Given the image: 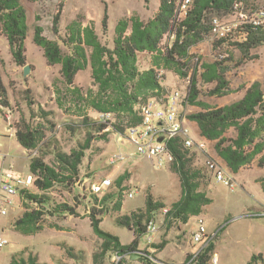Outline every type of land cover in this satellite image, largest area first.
I'll return each mask as SVG.
<instances>
[{
	"label": "trees",
	"instance_id": "16d2710c",
	"mask_svg": "<svg viewBox=\"0 0 264 264\" xmlns=\"http://www.w3.org/2000/svg\"><path fill=\"white\" fill-rule=\"evenodd\" d=\"M63 1L59 7L62 8ZM182 0H159L158 9L148 19L139 15L124 16L119 19L115 28L113 45L102 41L97 32L95 22L88 24L82 18L75 19L67 25V31L61 41L44 35V28L36 25L33 41L44 53L49 65L60 67L61 86H57L56 100L66 111H73L84 116V124L88 127L98 126L106 133L112 129L115 133H124L131 125L140 124L143 120L142 107L153 97L162 98L166 103L168 92L160 79V70L174 71L182 77L190 75L188 95L184 102L197 105L201 110L191 113L188 119L195 121L200 134L215 143V150L225 160L234 172L246 168L257 161L258 166L264 167V87L256 80L245 88L244 95L230 104L212 106L199 98V77L205 82L214 84L209 91L211 95L224 96L232 91L228 79L227 62L232 56L225 53L217 55L212 62H195L196 57L191 49L211 36L214 17H232L240 0H193L192 5L183 18L179 17ZM246 6L249 0L244 1ZM61 8L54 16V31L58 33ZM0 30L7 39L9 49L15 63L19 66L27 64L26 39L29 33L28 14L21 0H0ZM103 31H108V16L103 21ZM245 35L243 40L241 37ZM62 42V43H61ZM264 43V27L246 25L234 34L220 39H214L213 47L224 45L238 46L243 54L240 59H253L252 50ZM148 53L151 65L147 69L139 66V55ZM91 68L93 87L84 89L76 84V77L82 70ZM30 105L34 104L32 101ZM8 89L0 73V110L9 107ZM91 109L97 113H113L114 120L103 121L88 115ZM33 115V114H32ZM44 122L33 123L30 118L22 116L16 123V138L28 150L30 156V171L35 176L34 185L39 193L29 189H21L24 213L14 222V227L23 235H34L40 232L44 225L43 216L46 205L51 197L46 193L56 185L70 187L80 177L81 165L85 151L90 147L91 136L69 152L54 145V163L46 160L47 125L52 123L48 118L50 113L40 109L37 114ZM116 119V120H115ZM233 130L231 137L227 133ZM170 149L175 160L170 168L179 176L182 195L175 201L166 213L168 224L174 221L188 223L192 216H199L206 211L213 199L204 188L208 184L205 167L193 165L191 149L183 145L182 137L170 140ZM37 150V154L30 153ZM206 170V172L204 171ZM208 171V172H207ZM128 174L119 176L116 180L122 186ZM261 186L264 190V176H261ZM91 193H93L91 191ZM96 205L89 211L91 225L97 236L102 239L99 252L94 254L95 264H104V258L109 252L122 257L140 251V236L147 233L146 220H150L154 212L163 208V202L155 201L151 192L147 193L145 207L133 210L117 218V224L132 230L135 238L130 243H123L115 235L101 227V215L107 201L113 194H105L99 198L95 193ZM120 192L115 203L116 210H122L123 197ZM35 203L39 207H30ZM42 207V208H40ZM51 213H67L79 215L78 208L67 202L54 203ZM166 242L157 245L164 248ZM214 243L211 242L192 261V264H212ZM140 255L143 264H162L155 261V255L148 249ZM193 255L189 254L187 259ZM121 262V261H120ZM118 264H123L122 262ZM165 262V261H162ZM13 264H37L36 256L21 262L15 259ZM165 264H168L165 262ZM247 264H264V255H252Z\"/></svg>",
	"mask_w": 264,
	"mask_h": 264
},
{
	"label": "rangeland",
	"instance_id": "374dc122",
	"mask_svg": "<svg viewBox=\"0 0 264 264\" xmlns=\"http://www.w3.org/2000/svg\"><path fill=\"white\" fill-rule=\"evenodd\" d=\"M21 1L27 9L29 23L26 47L27 64H30L31 70L27 75L24 74V66L15 63L8 41L0 30V73L8 89L9 108L14 111L13 118L19 122L24 116L37 124L44 122L37 115L40 109L43 108L50 113L48 118L52 123H46L48 143L45 148L46 160L50 163L55 161L54 145L69 152L72 148L79 147L90 136L91 144L85 151L79 180L68 188L56 185L46 191L52 199L44 209L46 211L42 220L44 228L40 232L23 235L12 229L10 224L21 212V194L17 192L12 196V203L6 204L8 214L0 213V226L7 225L4 236L10 240L7 246L0 248V264H13V259L20 262L22 259L28 260L31 255L36 256L37 264H95L94 254L100 251L102 239L94 232L89 217L90 209L96 205L94 194L91 193V184L107 176L112 177L114 183L105 193L97 196L102 198L107 193L114 196L106 203L101 215V227L118 235L123 243H130L135 234L132 230L118 225V217L145 207L148 192L152 193L155 201L165 204L163 208L156 210L150 219H154L159 226V230L153 233V243L148 241V233L140 236L139 249H148L152 254H157L153 258L155 261L162 264L165 262L185 264L190 254L186 255V252L195 251L202 245L194 240L199 219L205 221L208 231L215 230L219 233L218 252L222 255L220 264H247L252 255L257 253L264 255V190L256 180L258 176L264 174V169L254 167L258 165L257 161L234 175L233 189L214 179L211 173H206L209 181L204 188L213 198V202L206 207L204 213L197 218H190L188 223L174 221L173 224H168L164 210L170 209L182 195L179 176L170 167L157 169L148 157L132 156L137 151L136 144L130 139L132 136L124 135L123 139H119L120 134L110 129L106 137H101L106 131H100L98 126H86L83 115L71 110L66 111L57 103L56 89L62 85L61 66L59 64L51 66L47 63L43 50L33 41L35 26H42L47 37L61 41V38L65 37L67 25L80 16L84 24L94 21L102 41L112 46L115 28L121 17L139 15L143 19H148L158 9L159 0H64L62 8L59 7L61 0ZM249 4L254 5L252 8L264 7V0H249ZM59 8L61 18L57 25L58 33H55L54 16ZM105 16H108L107 32L103 31ZM213 43L214 39L209 36L194 46L191 49V53L196 56L194 61L212 62L221 52L225 53V56H232L233 59L227 62L229 68L227 74L232 91L224 96H213L209 91L214 84L207 83L199 77L201 100L212 106H223L239 100L244 95L245 88L256 80L261 81L264 87V43L252 50L255 58L241 61L243 54L238 46L224 45L215 49ZM150 65V54L141 53L140 68L147 69ZM161 72L160 79L167 91L180 94V107L186 116L201 110L197 105L184 102L190 85L187 77L167 69H162ZM76 84L84 89L93 87L90 67L78 73ZM30 101L34 104L30 105ZM1 110L0 142L4 143L5 151L10 153L8 158L10 160L14 158V168L26 176L30 174L26 165L28 154L16 140L15 135L7 130L8 125L3 115L5 111ZM88 115L96 120L101 118L100 113L91 109L88 110ZM191 121L188 119L190 135L197 141L202 140L198 125ZM233 134L234 131L230 130L227 136L231 137ZM30 153L37 154V150ZM119 154H123L124 159L111 164L110 157ZM190 156L193 158V165L205 167L208 157L217 158L215 143L208 144L207 152L193 148ZM206 170L204 169L205 172ZM123 174H128V177L122 184L124 189H121L116 180ZM28 189L40 192L35 185ZM130 191L135 192L133 197H129ZM120 192L123 207L122 210H116L114 206ZM62 202L75 205L79 215L51 213L54 203ZM22 206L23 209L27 207L24 203ZM28 206L39 207L35 203H29ZM149 221H145L146 225ZM224 228L225 230L221 231ZM215 240L216 237L213 241ZM160 241L166 242L165 247L152 250L151 247L156 248L159 244L154 242ZM140 255L139 252L131 253L122 257L120 261L123 264H143ZM115 256L114 252H109L103 260L104 264H118Z\"/></svg>",
	"mask_w": 264,
	"mask_h": 264
},
{
	"label": "built area",
	"instance_id": "2783aa9c",
	"mask_svg": "<svg viewBox=\"0 0 264 264\" xmlns=\"http://www.w3.org/2000/svg\"><path fill=\"white\" fill-rule=\"evenodd\" d=\"M245 0H240V3L236 6V12L232 15V19L224 20L221 17H214L213 27L211 32V38L220 39L226 38L234 34L238 29L246 25L263 26L264 27V7L252 8L246 6ZM193 0H182L180 6L179 17L183 18L187 15ZM245 35L240 38L243 40ZM162 69L160 70V78L162 76ZM187 80L190 82V75L187 76ZM180 94L172 93L168 96L166 103H162V98L153 97L142 107L143 120L140 124L131 125L124 133L120 134V139L124 138V135H130V138L137 146V151L132 156L140 155L148 157L152 160L153 165L157 169H162L170 166L175 156L170 149V140L176 137H182L183 145L187 149L193 150L197 148L201 151H208L209 140L204 138L200 141L195 140L190 135V128L188 126V118L183 113L180 107ZM5 110L4 118L9 122V126L16 128V121L13 118L11 108L3 107ZM101 119L114 120L113 113H100ZM163 138L162 141L159 139ZM4 155L0 154V159H3ZM124 159L123 154L113 155L110 157L111 164L117 163ZM206 167L213 177L224 183L230 188L235 187L234 177L232 172L222 164L219 160L208 157L206 161ZM35 177L33 175L23 176L13 166H9L2 172L0 179V213L7 214L8 210L6 204L12 203V196L15 195L21 189L26 188L28 185L33 184ZM114 181L112 177L107 176L101 181L91 184V191L96 195L105 193L112 185ZM134 191L129 192V197H133ZM165 213L169 211L165 208ZM159 230V226L154 219L150 220L147 225V233L149 234L148 241L153 242V233ZM217 236V232H210L206 228L205 221L203 219L198 220L197 231L194 232V240L199 242L201 248L193 255L188 264H192L197 255L206 248ZM9 243V240L0 236V248L5 247ZM116 259L119 262L122 256L116 254ZM214 262L217 258H214Z\"/></svg>",
	"mask_w": 264,
	"mask_h": 264
},
{
	"label": "crops",
	"instance_id": "0c3cea01",
	"mask_svg": "<svg viewBox=\"0 0 264 264\" xmlns=\"http://www.w3.org/2000/svg\"><path fill=\"white\" fill-rule=\"evenodd\" d=\"M157 10V9H156ZM140 56V55H139ZM5 108H7V107H5ZM2 109H3V107H2ZM2 111V110H1ZM5 111V110H4ZM3 113H5V112H3ZM4 115V114H3ZM5 117V116H4ZM6 121V120H5ZM7 122V121H6ZM191 122H195V121H191ZM196 123V122H195ZM197 124V123H196ZM7 130L9 131V132H11L12 134H14L15 135V138H16V128H14V127H10L9 126V122H7ZM198 125V124H197ZM199 127V126H198ZM199 133H200V129H199ZM201 135V134H200ZM201 137H202V139H204L205 137L204 136H202L201 135ZM119 139H120V137H119ZM16 140H17V138H16ZM18 141V140H17ZM214 143L213 141H211V140H209V143ZM20 144V143H19ZM21 145V144H20ZM22 146V145H21ZM0 147L2 148V149H0V154H3L4 155V158L3 159H0V179H1V175H2V172L4 171V169H6L7 167H9V166H13L14 167V158L13 159H11L10 160V158H8L9 156V152L8 151H5V149H4V143L3 142H0ZM23 147V146H22ZM24 148V147H23ZM25 149V152L28 154V150L26 149V148H24ZM213 156V155H212ZM150 159V158H149ZM217 160H219L222 164H224L227 168H228V170L230 171V172H232V175H233V177H234V175L235 174H238V173H240L242 170H244V168H242V169H240L238 172H234L233 170H231V168H229L228 167V165H227V163L225 162V160L224 159H222L219 155H218V153H217V158H216ZM27 160H28V162L26 163V165L28 166V168H29V171H30V167H29V163H30V156L28 155V157H27ZM151 160V159H150ZM251 166V165H250ZM167 167H170V166H167ZM254 167H256V168H259V169H261V170H263L264 169V167H260V166H258V165H254ZM163 169V168H162ZM18 172H20L23 176H24V174L21 172V171H19V170H17ZM28 175H33L32 173H31V171H30V174H28ZM28 175H26V176H28ZM34 176V175H33ZM261 176H264V174H261L260 176H258V178H256V180H257V182L261 185V183H260V181H258V179L261 177ZM35 177V176H34ZM215 179V178H214ZM31 185H34V183L33 184H30V185H28L25 189H28ZM233 189V188H232ZM263 189V188H262ZM18 192H20V194H21V190L20 191H18ZM213 199V198H212ZM20 201H21V212H19L18 213V217H20L23 213H24V211H25V209H23V198H22V194H21V196H20ZM8 210V209H7ZM9 212V211H8ZM8 212H7V214H8ZM4 215H6V214H4ZM200 216V215H199ZM199 216H192L191 217V219H193V218H197V217H199ZM17 217V218H18ZM16 218V219H17ZM190 219V220H191ZM14 222H15V220L10 224V226L12 227V229L13 230H15V231H17L16 229H15V227H14ZM6 226L7 225H1L0 226V236L1 237H3V238H6V239H8L6 236H4V233H5V231H6ZM225 230V228L224 229H222L221 231H224ZM17 232H19V231H17ZM211 232H217V231H211ZM223 233V232H222ZM22 234V233H21ZM222 235V234H221ZM9 240V239H8ZM160 242H162V241H160ZM160 242H154V243H159L160 244ZM9 243H10V240H9ZM8 243V244H9ZM153 243V242H152ZM213 243H215L214 244V251H213V254H212V259H211V263L212 264H220L221 263V261H222V255H220V253L218 252V247H219V243H220V240H219V233H217V236H216V240L215 241H213ZM7 244V245H8ZM6 245V246H7ZM140 248V247H139ZM201 248V246H199V248H197V250H195V251H187L186 252V255L187 254H191V255H194L195 253H197V251L199 250ZM151 249L152 250H156L157 249V246H156V248L155 247H151ZM155 255H157V254H155ZM157 257V256H156ZM214 258H217V261L216 262H214L213 260H214ZM158 260H160V259H158ZM189 260H190V258L189 259H187V262L185 263V264H188V262H189ZM143 263V262H142Z\"/></svg>",
	"mask_w": 264,
	"mask_h": 264
},
{
	"label": "water",
	"instance_id": "95a60500",
	"mask_svg": "<svg viewBox=\"0 0 264 264\" xmlns=\"http://www.w3.org/2000/svg\"><path fill=\"white\" fill-rule=\"evenodd\" d=\"M30 70H31V66H30V64H26V65L24 66V74L27 75V74L29 73ZM159 140L162 141L163 138H160ZM139 253H140L141 255H145V252L142 251V250H140Z\"/></svg>",
	"mask_w": 264,
	"mask_h": 264
}]
</instances>
